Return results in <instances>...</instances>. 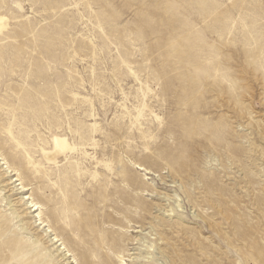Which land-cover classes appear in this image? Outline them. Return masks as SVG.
I'll use <instances>...</instances> for the list:
<instances>
[{
  "label": "rangeland",
  "instance_id": "1",
  "mask_svg": "<svg viewBox=\"0 0 264 264\" xmlns=\"http://www.w3.org/2000/svg\"><path fill=\"white\" fill-rule=\"evenodd\" d=\"M0 15V264H264V0Z\"/></svg>",
  "mask_w": 264,
  "mask_h": 264
},
{
  "label": "bare ground",
  "instance_id": "2",
  "mask_svg": "<svg viewBox=\"0 0 264 264\" xmlns=\"http://www.w3.org/2000/svg\"><path fill=\"white\" fill-rule=\"evenodd\" d=\"M8 20L9 19H7L5 15H0V36L7 31V27L9 26V24L7 25ZM142 115H143V109H139L137 118H135V120L139 121L141 117H143ZM52 143L53 144L51 149H44V148L41 149L43 156L49 165L58 166L61 163L62 158H68L70 154H73L76 151H78V147L72 144L66 136L61 134L54 135L52 138ZM36 167L39 166L36 165ZM23 189H24L23 191H27L26 188L23 187ZM34 207H35L34 210L37 211L38 210L37 205H35Z\"/></svg>",
  "mask_w": 264,
  "mask_h": 264
}]
</instances>
